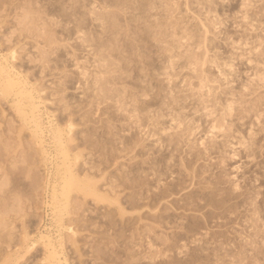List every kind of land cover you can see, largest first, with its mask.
Masks as SVG:
<instances>
[{
    "label": "rangeland",
    "instance_id": "rangeland-1",
    "mask_svg": "<svg viewBox=\"0 0 264 264\" xmlns=\"http://www.w3.org/2000/svg\"><path fill=\"white\" fill-rule=\"evenodd\" d=\"M10 51L117 202L73 192L59 223L53 145L0 93V264H47L41 232L67 264H264V0H0Z\"/></svg>",
    "mask_w": 264,
    "mask_h": 264
},
{
    "label": "bare ground",
    "instance_id": "bare-ground-1",
    "mask_svg": "<svg viewBox=\"0 0 264 264\" xmlns=\"http://www.w3.org/2000/svg\"><path fill=\"white\" fill-rule=\"evenodd\" d=\"M12 56V51L8 54H0V93H10L13 95L16 109L22 121L28 125L38 146L41 147L43 156H46L47 153L46 148L44 147V144L46 143V135L50 139V143L53 145L55 161L53 163V179L49 183L50 199L48 198V205L51 208V212L54 215H57V219L60 223L63 211L73 192H79L85 197H92L95 201L101 204L109 205L117 202L116 198H112L106 193H97L87 179L77 176L74 171V165L78 162L79 153H71V150L67 145V136L72 129L71 121L66 125H60L53 122L48 114H46L44 121V112L40 109L39 102L35 101V96L32 92V85H29L28 82L13 69L12 63L9 62V58H12ZM230 106L231 103L229 102L228 107ZM216 129H218V126L212 124L210 131L213 132ZM212 134L213 133H211V135ZM263 180L264 177H261L260 181L262 182ZM165 189H168V187ZM165 189H161L157 195L163 196L166 192ZM170 193L171 192H169V194ZM224 193V195L218 198L219 202H224L226 197L230 196L231 192ZM236 195L238 194H235V196ZM192 199L195 200V197L193 196ZM261 199L264 200V195L261 196ZM205 203V201L202 204L196 202V206L201 207ZM211 212L212 211H209L207 215L204 216V221L210 219L212 216ZM183 227L184 231L188 232L189 228L187 226ZM179 235L180 232H175L172 239H177ZM38 236L47 250V264H67L65 258L62 257V251L60 250L63 246V237L61 234H59L56 239H54L50 233L41 232ZM23 239H27L26 233L23 235Z\"/></svg>",
    "mask_w": 264,
    "mask_h": 264
}]
</instances>
